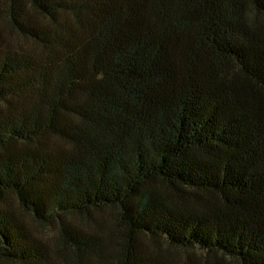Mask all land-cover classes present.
<instances>
[{"label": "trees", "instance_id": "16d2710c", "mask_svg": "<svg viewBox=\"0 0 264 264\" xmlns=\"http://www.w3.org/2000/svg\"><path fill=\"white\" fill-rule=\"evenodd\" d=\"M0 264H264V0H0Z\"/></svg>", "mask_w": 264, "mask_h": 264}, {"label": "rangeland", "instance_id": "374dc122", "mask_svg": "<svg viewBox=\"0 0 264 264\" xmlns=\"http://www.w3.org/2000/svg\"><path fill=\"white\" fill-rule=\"evenodd\" d=\"M112 215H113L112 211L105 209V210L94 211L87 217L76 216L71 218L77 223L80 222V224H85L86 226H88L89 229L94 230V227L98 224V222L108 220ZM30 224L33 227L34 231L38 235H41L42 237L47 238V237H51V235L54 234V227L51 225L38 226L36 224H33L32 222Z\"/></svg>", "mask_w": 264, "mask_h": 264}]
</instances>
